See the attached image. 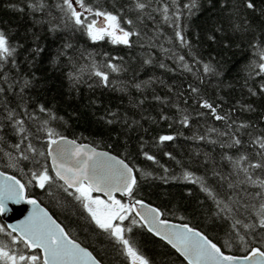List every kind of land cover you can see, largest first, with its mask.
Returning <instances> with one entry per match:
<instances>
[{
	"label": "snow or ice",
	"instance_id": "1",
	"mask_svg": "<svg viewBox=\"0 0 264 264\" xmlns=\"http://www.w3.org/2000/svg\"><path fill=\"white\" fill-rule=\"evenodd\" d=\"M110 2L114 11L99 6V0H91L90 3L86 0H59L54 4L47 0H29L30 25L24 32L0 30V81L7 85L0 86V129H11L19 137V142L8 145L11 151L3 154L6 166L18 171L27 180L24 183L15 175L0 171V216L12 211L7 207L9 201L14 205L21 202L29 205L27 213L15 223H8L6 227L0 225V235L7 237L6 242L0 241V264H117L118 260L119 264H158L142 251V242L138 238L141 232L157 239L163 250L161 254L167 258L165 264H264V129L256 134L254 123L238 120L228 111H221L222 105L216 102L220 99L218 91L213 99L206 89L199 86L183 82L168 84L159 77H149L132 85L138 93H142L158 82L171 94L163 97L155 93L152 95L157 104L175 109L173 115H167L162 110L158 114V120L167 122L170 128L173 125L191 128L193 112L196 118L207 116L221 122L223 127L208 126L203 135L193 132L191 137H187L220 149L219 161L213 153L203 154L204 175H196L177 161L181 170L176 175H169V169L161 164L159 166L165 175L154 176L152 172L131 163L127 150L118 156L80 143L77 138L69 139L49 126L56 120L66 124L63 117H56L51 108L41 104H36L35 108L44 113L46 119L39 121L37 135L27 129L20 113H25L32 121H36L37 117L27 115L29 100L25 90L35 86L38 77L30 69L38 64L45 50L50 53L48 62L51 65L58 67L63 63L70 66L66 73L70 90L86 82L85 76L95 77L97 87L109 88L120 83L115 79L110 81L109 75L115 76L125 70L122 63L115 62L123 58L109 57V53L105 52L103 57L108 58L97 61L92 52L83 46H76L78 37L92 44L106 41L110 45L126 48L133 46L132 38L135 37V43L141 48H158L161 54L171 53L167 58L173 61L176 68L191 74L201 84H207L209 77L222 76L223 65L214 57H200L187 36L191 30L195 38L199 37L191 20L201 10L202 0H186L182 5L172 0L171 5L165 4L159 9L163 23L172 29L170 36L164 35L155 24L149 30L151 34L144 31L145 21L153 19L148 11L151 0H127L119 6L114 0ZM208 3L211 6L212 0ZM219 7L227 9L225 19L229 31L254 34L248 45L252 56L243 66L247 77L245 87L251 97L264 95V41L259 40L256 26L247 14L251 10L264 18V0H260L259 7L255 0H239L238 5L231 7L226 0H219ZM53 10L57 15L53 14ZM223 31V22L215 23L213 32L206 33L207 39L215 42V33L223 34ZM164 44L171 47L166 48ZM177 48L187 49L190 61L178 54ZM150 65H158L165 72L175 71L163 60L154 59L146 53L141 67ZM255 76L260 77L258 85L253 79ZM222 83L217 80L218 89ZM116 90L127 91L121 87ZM189 96L192 97V105H198L191 111ZM182 98L183 105L180 103ZM147 99L144 95L132 106L139 108ZM97 103L96 100L91 101L92 105ZM237 106L242 111H255L251 104H242L237 100L232 112ZM99 119L106 125L127 124V117L121 119L111 109H105V115ZM148 119L156 122L151 116ZM260 120L264 121V114ZM133 125L140 127V122L133 120L127 124L128 129ZM182 135L179 129L172 134L158 135L153 146L174 141ZM244 135L249 137L247 141L242 139ZM33 139L41 141L39 147L32 142ZM6 143L4 135L0 134V144ZM245 144L251 151L242 150ZM139 147V155L153 164L159 163L155 155L143 150V142ZM163 155L175 159L168 151H164ZM22 165L27 166V171ZM153 178L197 185L211 202L210 209L203 212L204 228L185 222L187 217L180 214L176 206L162 209L145 202L141 198V182ZM30 186L53 196L58 209L72 208L73 215H76V209L80 210L78 219L80 230L84 232L83 243L76 235V228L63 226L35 197L28 195ZM58 193H63V197ZM169 214L180 222H171L166 218ZM222 225L227 227L222 228ZM255 236L260 237L259 246H256ZM87 245L96 250H90ZM234 250L243 254H233Z\"/></svg>",
	"mask_w": 264,
	"mask_h": 264
},
{
	"label": "trees",
	"instance_id": "2",
	"mask_svg": "<svg viewBox=\"0 0 264 264\" xmlns=\"http://www.w3.org/2000/svg\"><path fill=\"white\" fill-rule=\"evenodd\" d=\"M28 2L29 0H0V30H11L13 32L23 33L30 25L27 11ZM47 2L54 4L59 2V0H47ZM86 2L90 3L91 0H86ZM114 2L119 6L122 3H126L127 0H114ZM184 2L186 0H176L177 4L182 5ZM255 2L257 3V7H259L260 0H255ZM226 3L231 7L238 5L239 0H226ZM165 4L171 5L172 0H151V7L148 11L152 14L153 19L145 21V32H149L155 24L162 30L164 35L170 36L172 34V29L163 23L162 13L159 11ZM99 6L106 7L109 10H115L110 0H99ZM53 14L57 15L54 10ZM247 14L251 23L256 26L259 40L264 41V31H261L264 30V18L258 14H253L251 10H248ZM226 15L227 9L221 10L219 0H212L211 6L208 0H202L201 10L191 20L193 28L199 33V37L198 39L195 38L191 30L187 33L190 43L193 44L194 50L200 57H214L219 64L223 65L222 76L219 78L209 77L207 84H201L191 74L176 68L173 61L167 58L171 53L161 54L158 48H141L135 43V37L132 38L133 46L131 48L113 46L106 41L92 44L85 38L78 37L76 46L78 48L83 46L88 52H92L97 61L101 60V58H108L103 57V53L105 52L109 53V57L118 56L123 58L122 61L117 60L115 62L122 63L125 70L115 76L111 73L109 75L110 81L115 79L120 83L112 85L109 88L97 87L94 84L95 77L89 78L85 76L84 80L86 82H82L70 90L71 86L66 75L70 66H66L63 63L58 67L51 65L48 62L50 53L48 50H45L38 64L30 69L38 77L34 82L35 86L25 90V94L29 100L27 115L34 114L37 119L36 121L27 119L25 113H20V116L25 119L27 129L34 135H37L36 129L39 126V121L46 119L45 114L35 108L36 104H41L45 108H51L56 117H63L66 124L61 123L59 120L49 124V126L56 128L61 134L71 139L77 138L80 143H88L93 147L109 151L118 156L127 150L131 163L152 172L154 176L165 175L163 169L159 166L161 164L169 169V175H176L181 170L177 165V161L180 162V166L194 172L196 175H204L206 174V166L203 163V154L206 152L213 153L216 155L217 161H219L218 153L220 149L218 146L213 149L211 144L195 139H187V137H191L193 132L197 135H203L208 126L223 127L221 122L214 121L207 116L204 118H196L193 112V118L190 119L191 128H183L181 125H173L170 128L167 122L158 120V114L162 110L167 115H173L175 109L166 107L163 104H157L152 99V95L155 93L163 97L165 95L171 96V94L167 93V90L158 82L154 87H149L142 93H138L132 85L139 81H146L149 77H159L168 84H172L173 82L175 84H181L183 82L184 84L191 83L194 86H199L201 89H206L208 96L213 99L216 98L218 91L220 99L216 100V102L222 105L221 111L226 110L238 120L254 123L257 130L256 134H259L258 130L264 129V121L260 120V116L264 114V95L257 97L248 95L247 88L245 87L247 77L243 72V66L248 63L252 56V49L248 45L253 39L254 34L251 32L233 33L229 31L227 20L225 19ZM241 15H243V12ZM218 22H223L224 31L223 34L219 32L215 33V42H213L207 39L206 33L211 34L214 24ZM240 23L241 27H243L242 22ZM124 26L127 27L126 25ZM149 34L151 33L149 32ZM49 44H51V41H49ZM225 44L228 46L225 47ZM52 47L54 48V45ZM164 47L170 48L171 45L164 44ZM176 51L178 54L184 55L186 60L190 61L191 58L187 55V49L177 48ZM146 53H150L154 59L163 60L169 68H174L175 71L165 72L158 65L141 67L142 57ZM83 62L87 63V60ZM193 70L195 71V68ZM21 74H24L23 66L21 67ZM253 79L256 85H258L260 77L255 76ZM217 80L223 81L219 85V89L217 88ZM88 85H92V87ZM0 86L7 87L2 81H0ZM117 87L126 88L127 91H117ZM184 91L187 92L188 89L185 87ZM144 95L148 99L144 101L142 106L139 108L133 107V103L141 99ZM92 100H96L98 103L92 105ZM191 100L192 97L189 96L188 107L190 111L193 108H198V105H192ZM237 100L241 101L242 104H251L255 111H242L237 106L236 111L232 112V106L236 104ZM180 103L183 105V98ZM12 106L14 107V105ZM105 109L116 111L121 119L127 117V124H131L133 120H138L140 127L133 125L131 129H128L125 123L106 125L104 121L99 119L100 116L105 115ZM17 111L19 110L17 109ZM149 116L156 122L150 121L148 119ZM200 125L204 126L201 127ZM177 129L183 133L182 136H177L174 141L153 146L155 137L162 134H172ZM0 134H3L7 141L6 144H0V149H2L0 150V170L15 175L17 178L22 179V182L27 183V180L21 173L6 166L7 161L3 154L4 152L11 151L8 145L19 142V137L8 128L0 129ZM242 139L247 141L249 137L244 135ZM32 142L37 147L41 143V141L36 139H33ZM141 142L144 143L143 150L155 155L159 162L158 164H153L151 161L139 155V144ZM242 150L251 151V149L247 148L246 144ZM164 151L172 153L175 159L165 157L163 155ZM22 166L27 171V166ZM210 183H213V181H210ZM28 195L35 197L63 226L66 228H76V235L80 238L81 243L84 242V232L79 227V209H76V215L72 214V208L58 209L55 206L53 196H48L43 190L31 186L28 188ZM54 195H57L55 191ZM58 195L63 197L64 194L58 193ZM141 198L145 202L159 206L162 209H171L173 206L178 207L180 214L187 217L185 222L201 229L204 228L203 212L205 209H210L211 207V202L199 191L197 185L184 181L169 180L168 182H164L163 180L154 178L142 181ZM166 218L174 222H180L171 214L167 215ZM240 218L243 219V217ZM0 225L5 226L1 217ZM221 227L224 228L227 225H222ZM138 238L142 242V251L145 255L155 259L158 264H165L167 258L161 254L163 250L156 238L146 232H141ZM254 238L256 239V246H259L260 237L255 236ZM0 241L6 242L7 237L0 235ZM87 246H89L90 250H96L91 245ZM233 254L242 255L243 253L239 250H234ZM117 264H119V260Z\"/></svg>",
	"mask_w": 264,
	"mask_h": 264
},
{
	"label": "water",
	"instance_id": "3",
	"mask_svg": "<svg viewBox=\"0 0 264 264\" xmlns=\"http://www.w3.org/2000/svg\"><path fill=\"white\" fill-rule=\"evenodd\" d=\"M71 139V138H69ZM88 144V143H87ZM90 145V144H89ZM92 146V145H90ZM93 147V146H92ZM100 150V149H98ZM105 151V150H104ZM114 155V154H113ZM1 171V170H0ZM6 173V172H5ZM8 175H12V174H9V173H6ZM38 201V200H37ZM39 203V201H38ZM42 207H44L42 204H41ZM7 207L9 209H11L12 211L10 213H5L3 216H0L3 223L5 224V226H7L8 223H15L16 220L22 218V216L24 214L27 213V210L29 208V205H27L26 203L24 202H21L19 205H14L12 204L10 201L7 202ZM47 211H49L47 208H45ZM50 215H52L50 212H49ZM53 216V215H52ZM173 222V221H171ZM173 223H178V222H173Z\"/></svg>",
	"mask_w": 264,
	"mask_h": 264
}]
</instances>
